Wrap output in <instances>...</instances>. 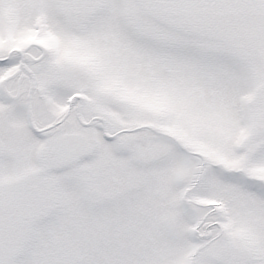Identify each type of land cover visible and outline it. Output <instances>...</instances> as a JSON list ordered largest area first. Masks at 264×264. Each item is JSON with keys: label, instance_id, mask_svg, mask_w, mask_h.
Instances as JSON below:
<instances>
[{"label": "snow or ice", "instance_id": "6c2138e0", "mask_svg": "<svg viewBox=\"0 0 264 264\" xmlns=\"http://www.w3.org/2000/svg\"><path fill=\"white\" fill-rule=\"evenodd\" d=\"M0 264H264V0H0Z\"/></svg>", "mask_w": 264, "mask_h": 264}]
</instances>
